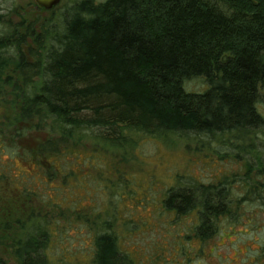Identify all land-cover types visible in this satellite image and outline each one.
Listing matches in <instances>:
<instances>
[{
  "label": "trees",
  "instance_id": "obj_1",
  "mask_svg": "<svg viewBox=\"0 0 264 264\" xmlns=\"http://www.w3.org/2000/svg\"><path fill=\"white\" fill-rule=\"evenodd\" d=\"M1 22L0 132L14 147L26 131L57 135L37 145L40 160L67 143L121 147L125 131L226 136L249 148L264 134V0H82L60 34L44 23L17 24L14 39ZM9 67L13 75L4 78ZM196 78L206 90L186 92L183 84ZM7 151L2 143L0 152ZM256 165L264 174V161ZM202 188L169 190L164 200L166 209L197 211L199 240L214 235L228 213L225 187ZM44 206L14 227L4 221L0 243L17 264H72L69 252L54 259L50 249L64 213L56 202ZM92 247L91 264H131L109 230L95 234Z\"/></svg>",
  "mask_w": 264,
  "mask_h": 264
},
{
  "label": "rangeland",
  "instance_id": "obj_2",
  "mask_svg": "<svg viewBox=\"0 0 264 264\" xmlns=\"http://www.w3.org/2000/svg\"><path fill=\"white\" fill-rule=\"evenodd\" d=\"M80 1L61 0L43 11L34 0H0V15L36 27L44 23L60 34ZM27 46L36 49L37 44L30 40ZM206 87L201 78L183 84L190 93L201 94ZM258 109L264 115V100ZM124 133L121 147L92 140L75 147L67 143L59 155L40 160L37 145L57 135L43 129L29 132L14 147L0 132V145L13 150L0 152V238L4 221L14 227L30 211H44L48 200L64 213L50 248L54 259L69 252L64 255L69 263L91 264L94 235L109 230L131 264H264V204L256 197L264 198V174L256 165L264 161L263 133L252 141L253 148L226 136L208 141L193 135ZM221 185L227 190L228 213L218 217L215 234L205 240L193 231L199 224L197 211L183 214L164 206L169 190H216ZM247 186L255 188L251 195ZM4 263L17 260L0 243Z\"/></svg>",
  "mask_w": 264,
  "mask_h": 264
},
{
  "label": "flooded vegetation",
  "instance_id": "obj_3",
  "mask_svg": "<svg viewBox=\"0 0 264 264\" xmlns=\"http://www.w3.org/2000/svg\"><path fill=\"white\" fill-rule=\"evenodd\" d=\"M20 19V18H19ZM0 21H2L1 23H3L4 24V26L3 27H5V28H7L8 30H9V27L12 29V32L8 35V36H12V38L14 39L15 38V36H14V34H12L13 33V29H14V27H15V25H17V24H23L24 25V28H23V30L24 29H26V27L27 26H29L31 23L29 22V21H22L21 20V22H17V21H12V20H10V19H8L7 17H3ZM4 28V29H5ZM6 30V29H5ZM12 34V35H11ZM26 34V33H25ZM27 41H30V39L29 38H27ZM24 52L26 53V50L24 49ZM6 69V68H5ZM5 69L3 70V72H5L6 73V76L4 77V78H6V77H11V75H13V74H11L12 73V68L11 67H9L6 71H5ZM5 115H6V113H5V111L3 110V109H0V120L2 119V121H4V117H5ZM2 126V125H1ZM4 128V127H3ZM4 133H7L8 131H6L5 129H3L2 130ZM30 131H26V133H24V135H26L27 133H29ZM9 133H12V131H10V132H8V134ZM3 136V135H2ZM7 142V141H6Z\"/></svg>",
  "mask_w": 264,
  "mask_h": 264
},
{
  "label": "water",
  "instance_id": "obj_4",
  "mask_svg": "<svg viewBox=\"0 0 264 264\" xmlns=\"http://www.w3.org/2000/svg\"><path fill=\"white\" fill-rule=\"evenodd\" d=\"M36 6L43 11H50L54 9L61 0H34Z\"/></svg>",
  "mask_w": 264,
  "mask_h": 264
}]
</instances>
